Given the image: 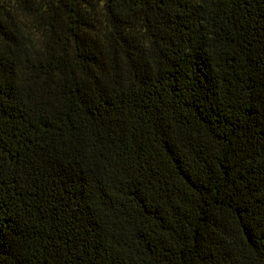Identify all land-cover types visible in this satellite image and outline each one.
<instances>
[{"label":"trees","instance_id":"16d2710c","mask_svg":"<svg viewBox=\"0 0 264 264\" xmlns=\"http://www.w3.org/2000/svg\"><path fill=\"white\" fill-rule=\"evenodd\" d=\"M0 264H264V0H0Z\"/></svg>","mask_w":264,"mask_h":264}]
</instances>
